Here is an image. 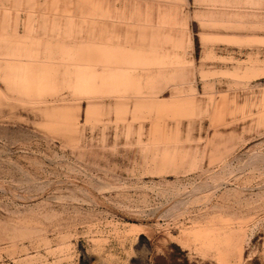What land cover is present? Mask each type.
Here are the masks:
<instances>
[{
  "label": "rangeland",
  "instance_id": "obj_1",
  "mask_svg": "<svg viewBox=\"0 0 264 264\" xmlns=\"http://www.w3.org/2000/svg\"><path fill=\"white\" fill-rule=\"evenodd\" d=\"M0 264H264V0H0Z\"/></svg>",
  "mask_w": 264,
  "mask_h": 264
},
{
  "label": "crops",
  "instance_id": "obj_2",
  "mask_svg": "<svg viewBox=\"0 0 264 264\" xmlns=\"http://www.w3.org/2000/svg\"><path fill=\"white\" fill-rule=\"evenodd\" d=\"M237 1H240L241 3H244V2H251V0H237Z\"/></svg>",
  "mask_w": 264,
  "mask_h": 264
}]
</instances>
